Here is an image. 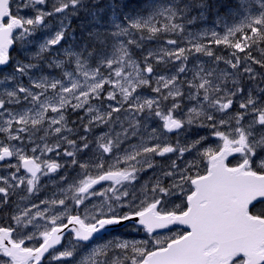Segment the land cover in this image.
<instances>
[{
	"label": "snow or ice",
	"instance_id": "snow-or-ice-1",
	"mask_svg": "<svg viewBox=\"0 0 264 264\" xmlns=\"http://www.w3.org/2000/svg\"><path fill=\"white\" fill-rule=\"evenodd\" d=\"M0 264H264V0H0Z\"/></svg>",
	"mask_w": 264,
	"mask_h": 264
},
{
	"label": "rangeland",
	"instance_id": "rangeland-1",
	"mask_svg": "<svg viewBox=\"0 0 264 264\" xmlns=\"http://www.w3.org/2000/svg\"><path fill=\"white\" fill-rule=\"evenodd\" d=\"M213 141L216 143L217 141L215 140V139H213ZM215 143H213V144H215ZM150 175V173L148 174V175H146L145 177H144V179L146 180V179H148V176ZM147 237V235L144 233V232H142V234H141V236L140 237H136V238H134V239H139V238H141V239H139V240H142V239H145ZM164 237V235L163 236H161V238H163Z\"/></svg>",
	"mask_w": 264,
	"mask_h": 264
},
{
	"label": "flooded vegetation",
	"instance_id": "flooded-vegetation-1",
	"mask_svg": "<svg viewBox=\"0 0 264 264\" xmlns=\"http://www.w3.org/2000/svg\"><path fill=\"white\" fill-rule=\"evenodd\" d=\"M72 119H76V117L75 116H72ZM233 163H235V160H233ZM150 175H151V173H150ZM149 175V176H150ZM177 203H180V201H177ZM121 231H124V232H127V231H129L128 229H124V230H121ZM142 230H140L139 232H141ZM137 234H131L130 236H128V238H130V237H135ZM165 235H170V233H167V234H165Z\"/></svg>",
	"mask_w": 264,
	"mask_h": 264
}]
</instances>
